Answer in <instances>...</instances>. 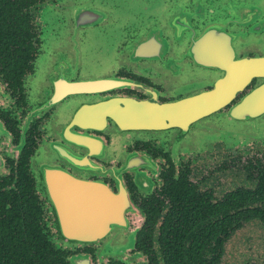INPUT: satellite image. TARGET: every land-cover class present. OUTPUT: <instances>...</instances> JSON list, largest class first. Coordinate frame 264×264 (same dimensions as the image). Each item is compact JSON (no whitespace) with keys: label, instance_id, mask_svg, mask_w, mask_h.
<instances>
[{"label":"flooded vegetation","instance_id":"1","mask_svg":"<svg viewBox=\"0 0 264 264\" xmlns=\"http://www.w3.org/2000/svg\"><path fill=\"white\" fill-rule=\"evenodd\" d=\"M58 1L0 0V264L12 230L69 264H264V53L245 44L257 8L109 0L98 21H58L76 41L38 78L41 12ZM105 186L129 202L121 258L59 237L57 204L78 218Z\"/></svg>","mask_w":264,"mask_h":264},{"label":"rangeland","instance_id":"2","mask_svg":"<svg viewBox=\"0 0 264 264\" xmlns=\"http://www.w3.org/2000/svg\"><path fill=\"white\" fill-rule=\"evenodd\" d=\"M109 0H59L58 4H53L51 5V7L49 8H43L42 12H41V20L43 22H45L46 24V28L44 30L43 33V39H44V50L43 53L41 54V59L37 62L36 64V73L40 76L38 78H41V75H45L48 73V63L51 59V55H52V50L58 52V53H65L68 52L71 48L67 46L69 45V42L72 41H76V36L75 34H70L71 32L75 33L74 30V26L70 25H58V21L59 20H67L70 21L75 18V15L78 11L82 10V9H91L93 11H97L98 14L103 15L104 12L101 11L103 5H105L106 9H109L108 6H106L108 4ZM117 2H119V0H116ZM160 0H148L149 4H154L156 5L157 3H159ZM226 1L228 4L231 2L232 4L238 5V3L242 4V2L245 4V7H247V5H253L255 6L257 9V18L260 15H264V0H223ZM186 4L187 0H184V2H180L179 4ZM109 4H114V3H109ZM171 4H176L175 1L171 2L169 5ZM257 18H253L252 20V24H251V28L249 30L251 37H248V40H246L245 44L248 48L249 51H252L254 53H264V35L258 33L260 32V30H262L264 28V26L260 25L261 22H263V19H257ZM217 20H220L219 18ZM49 24V25H48ZM60 26V28L58 27ZM91 27L89 28V32H88V43H90L91 38L93 37L95 39L94 43H93V47H97V45H101L100 43L97 42V37H96V33L95 30H93L92 27H96L97 25L93 26L90 25ZM48 27V30L50 32L54 31L55 29L58 31L57 35H49V33H46V29ZM238 29V27H233ZM109 30V29H108ZM100 38V37H99ZM79 45V52H83L84 48L80 47V43ZM110 46V41L109 40H105L103 41V47H109ZM91 47V44H90ZM99 74L97 72V70H92L91 73L89 74L90 77H93L95 75ZM32 90H33V94L35 93L34 91V77L32 78ZM36 86V84H35ZM43 87V85H41ZM40 87V86H38ZM36 86V89L38 88ZM39 89V88H38ZM202 124V123H201ZM264 127V123L262 124ZM219 127H222L223 129L226 127L224 125H218ZM246 126V125H245ZM233 128H235L234 124H232ZM250 128V127H249ZM235 130H238L239 132L242 130L241 127L238 125L237 128ZM250 129H248L249 131ZM221 131H219L218 129V134ZM262 139V138H259ZM126 228H119L114 230V232L111 234V237H107L105 240H100L102 242V246L99 247V255H104L102 251L107 252L108 255H104V256H109L111 258H121L124 253L125 250L129 248V242L131 241L129 235L128 237H125L126 232L128 233V231L125 230ZM116 232L119 234H116ZM122 234L124 235V237L127 239L123 240V238H121ZM100 250L102 253H100Z\"/></svg>","mask_w":264,"mask_h":264},{"label":"water","instance_id":"3","mask_svg":"<svg viewBox=\"0 0 264 264\" xmlns=\"http://www.w3.org/2000/svg\"><path fill=\"white\" fill-rule=\"evenodd\" d=\"M98 15L97 11L82 9L76 13L75 21L78 24H85L92 20L98 21ZM93 196L96 199L89 196L84 205L85 209L80 212L78 218L68 216L69 209H66V204H57L60 209L59 212L57 208L61 239L67 238L73 242L91 244L98 240H105L107 237L110 238L111 231L127 227L128 221L124 216V211L129 209V202L125 191L120 189L118 193H113L105 186L104 189L101 187V193L98 196ZM121 238L127 241L123 234ZM102 252L108 255L107 252ZM102 252L100 250V253ZM72 264H89V262L88 258L75 257Z\"/></svg>","mask_w":264,"mask_h":264},{"label":"trees","instance_id":"4","mask_svg":"<svg viewBox=\"0 0 264 264\" xmlns=\"http://www.w3.org/2000/svg\"><path fill=\"white\" fill-rule=\"evenodd\" d=\"M2 238L3 243L1 242V244H5L8 247L7 252H4L5 257H7V264H69L63 252L60 250H49L48 245V251L40 250L34 252L33 249L27 248L26 242L22 243L21 236L16 231L12 230L8 235H2ZM34 240L31 242V248ZM37 243L40 244V241L38 240ZM165 259L170 260L168 256Z\"/></svg>","mask_w":264,"mask_h":264}]
</instances>
